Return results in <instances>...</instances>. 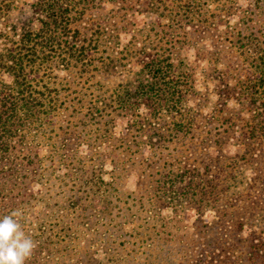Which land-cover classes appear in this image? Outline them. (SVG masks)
<instances>
[{
    "label": "trees",
    "instance_id": "trees-1",
    "mask_svg": "<svg viewBox=\"0 0 264 264\" xmlns=\"http://www.w3.org/2000/svg\"><path fill=\"white\" fill-rule=\"evenodd\" d=\"M219 1L0 0V216L19 210L27 232L61 179L55 243L90 224L111 243L99 264H199L160 208L262 205L264 0ZM46 228L29 234L42 249L28 264H56Z\"/></svg>",
    "mask_w": 264,
    "mask_h": 264
},
{
    "label": "rangeland",
    "instance_id": "rangeland-1",
    "mask_svg": "<svg viewBox=\"0 0 264 264\" xmlns=\"http://www.w3.org/2000/svg\"><path fill=\"white\" fill-rule=\"evenodd\" d=\"M21 2H30L31 0H20ZM208 2L207 7L214 9L217 3L221 4L219 0H205ZM239 4L243 6L246 1L238 0ZM136 26L138 28L143 27V22L147 19V15L135 16ZM231 23L236 22V16L230 17ZM132 32L121 33V44L126 43ZM183 53L186 55H191L192 50L184 49ZM228 152L233 154L236 152L235 148H229ZM245 176H252V173L246 172ZM63 180L54 179V185L50 188L51 200L48 203L47 207L44 206L38 207L37 209L33 208L30 210L29 214L23 216L25 221L23 225L27 234H30L32 229L41 224H46V227H49V231H46L47 235V244H43V247L49 246L54 248L51 251L54 253V263L56 264H99L96 259L95 251L102 252L105 250V246L110 243L108 237H104V233L98 234L96 229L89 230L90 224L86 228L88 230L78 231L75 236L62 237L59 238V243H55L56 240H53V234L58 231L59 227L54 226L55 220L52 216L49 215V209L52 207L57 211L58 203L60 202L64 194L61 195L60 190L63 184ZM124 184L129 191L133 192L136 189V181L133 176H129L124 179ZM259 184V180H255L254 188ZM60 205V204H59ZM42 210V214H39V210ZM209 208H197L190 207L182 213L173 212L170 208H160L162 216L168 218H173L177 221L176 226H179L181 230H184L187 233V236L184 237L188 245H191L193 249L192 255L199 254L197 256L200 260L199 264H264V203L259 205L258 203L249 204L244 203L236 206H224L222 209L214 208L208 210ZM47 210V211H46ZM55 211V212H56ZM146 213L137 214L138 218H143ZM39 218V219H37ZM80 218V217H78ZM98 218V217H96ZM96 219L92 221V227L95 228ZM135 220V219H134ZM143 219L136 221L137 224H143ZM78 221V220H77ZM154 220L152 219L151 224ZM239 221H244L246 225H251V229H248L247 226H243L242 229L237 227ZM262 224L261 228L259 227ZM126 225H124V231H115L111 230L112 237L114 238L118 233L125 232L127 235L130 230L133 228V217L131 215L127 216L125 220ZM205 226V227H204ZM46 228V230H48ZM102 229V228H101ZM203 230L198 232V230ZM263 230L262 233H259V230ZM103 231V229H102ZM167 231L170 234H175V229L168 227ZM91 232L93 234H88ZM106 232V231H104ZM41 232L38 233V235ZM51 234L52 237H48ZM37 235V236H38ZM163 234L157 237H151L148 239L146 249H150L153 254H160L162 251V238ZM140 237H137L139 239ZM166 238L169 241L170 236L166 234ZM179 240V238H175ZM116 243V242H115ZM38 247L35 252H39L42 248ZM150 244V245H148ZM113 250V249H111ZM102 254V253H101ZM102 260H105V255H100ZM180 264H192L189 258L180 259Z\"/></svg>",
    "mask_w": 264,
    "mask_h": 264
},
{
    "label": "clouds",
    "instance_id": "clouds-1",
    "mask_svg": "<svg viewBox=\"0 0 264 264\" xmlns=\"http://www.w3.org/2000/svg\"><path fill=\"white\" fill-rule=\"evenodd\" d=\"M21 212L0 216V264H28L38 247L20 222Z\"/></svg>",
    "mask_w": 264,
    "mask_h": 264
}]
</instances>
